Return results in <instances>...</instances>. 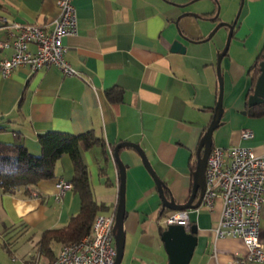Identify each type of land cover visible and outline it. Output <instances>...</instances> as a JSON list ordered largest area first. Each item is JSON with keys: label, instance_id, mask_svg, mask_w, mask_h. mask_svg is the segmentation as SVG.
Wrapping results in <instances>:
<instances>
[{"label": "crops", "instance_id": "0c3cea01", "mask_svg": "<svg viewBox=\"0 0 264 264\" xmlns=\"http://www.w3.org/2000/svg\"><path fill=\"white\" fill-rule=\"evenodd\" d=\"M218 3L226 23L239 16L236 37L221 60L224 113L212 134L213 146L243 145L264 154V116L255 119L245 109L251 88L247 72L264 48V0H73L78 32L65 37V55L79 76H64L55 67L33 72L26 66L8 77L0 74V141L21 143L38 156L42 147L37 138L51 130L79 135L95 130L103 135L110 157L107 178L99 175L100 147L82 153L94 200L107 206L103 214L114 210L119 198L113 148L120 142L140 144L156 177L176 202L185 204L194 182L191 165L218 101L216 56L221 47L207 37L215 24L201 23L202 15H215ZM58 11L53 0H0L1 15L48 29ZM8 38L0 28V41ZM175 42L185 51L172 50ZM12 51L0 49V58ZM112 88L123 91L121 101L107 99L106 90ZM245 129L254 137L242 139L240 131ZM119 154L126 166L121 264H167L155 179L135 150ZM71 161L64 154L56 178L40 180L33 188L8 194L0 190V264L50 263L38 244L42 232L68 225L81 209L72 189L57 198L59 180L72 182ZM220 207L218 201L210 212L188 209L190 226L198 229L194 264H231L247 254L240 238H214ZM261 211L259 236L264 244V204ZM51 245L55 257L62 246Z\"/></svg>", "mask_w": 264, "mask_h": 264}, {"label": "built area", "instance_id": "2783aa9c", "mask_svg": "<svg viewBox=\"0 0 264 264\" xmlns=\"http://www.w3.org/2000/svg\"><path fill=\"white\" fill-rule=\"evenodd\" d=\"M59 11L50 27L41 23L22 22L0 14V28L8 32L9 38L0 41V49L12 48L9 57L0 58V74L10 76L16 68L26 66L33 72L45 68H58L64 76H79V71L66 59L65 37L78 32L76 7L73 0H53ZM31 45L35 50H31ZM242 139L253 138L250 129L240 131ZM205 192L202 203L196 209L213 211L221 202L220 217L213 225L215 239L224 237L240 238L247 250L246 256L231 264H263L264 244L260 241L261 207L264 204V154H257L250 147L233 145L223 148L213 146L207 158ZM73 183L59 180L57 198ZM99 213L91 232L78 241L60 248L52 264H113L116 257L113 226L115 211ZM159 224H179L190 230L188 210H172L165 214Z\"/></svg>", "mask_w": 264, "mask_h": 264}, {"label": "trees", "instance_id": "16d2710c", "mask_svg": "<svg viewBox=\"0 0 264 264\" xmlns=\"http://www.w3.org/2000/svg\"><path fill=\"white\" fill-rule=\"evenodd\" d=\"M216 19H218L216 17ZM264 61V48L256 55L255 65L249 67L248 72L251 76L250 91L248 96L254 92L256 87V80L260 75L259 66L260 62ZM107 99L110 101H121L123 91L120 89L106 90ZM245 109L249 116L257 119L264 116V102L252 106L248 103ZM207 110H212L208 108ZM1 129V128H0ZM38 142L41 144V154L35 156L29 153L27 147L21 143H4L0 141V190L5 194L13 193L16 189L24 187L33 188L38 181L45 179L56 178V165L57 162L63 157L64 154L71 156L72 167L74 174L72 175V191L80 197V211L73 215L68 225L60 228H52L43 231L41 238L38 241L40 250L47 258L50 259L52 264L55 257L53 256L52 243L61 244V246L78 241L81 237L89 234L92 224L94 223L97 214L105 211L107 206L95 202L94 193L92 192L91 180H89V168L84 162L85 159L82 155L84 151L100 147L102 160L98 161L99 175L107 178V163L110 160L107 154L108 144L104 141L103 135L95 130H89L79 134H71L61 131L54 132L53 130L38 136ZM213 147V146H212ZM124 149L134 150L127 147L119 148V151ZM197 163L194 162L192 167L193 171L196 170ZM163 190L166 198H171L172 194L168 187L163 183ZM171 213L169 208L162 207L160 209V219L167 213ZM126 212L124 214V217ZM165 228L161 227V234Z\"/></svg>", "mask_w": 264, "mask_h": 264}, {"label": "water", "instance_id": "95a60500", "mask_svg": "<svg viewBox=\"0 0 264 264\" xmlns=\"http://www.w3.org/2000/svg\"><path fill=\"white\" fill-rule=\"evenodd\" d=\"M239 14L237 15V17ZM237 17L233 19L230 23H218V25L209 33L207 36L208 38H211L213 34L216 33V30H218L222 25L226 24L229 26V32H228V38L226 43L224 44L222 52L217 55V69L216 74L218 76V87H219V93H218V101L216 106L213 108V117L209 122V126L207 127V131L204 132L203 136L201 137V143L197 147V157H196V170L193 171L194 176V182L192 183V194L189 196V198L186 200L185 204L178 203L176 200L171 198H166L163 190V181L156 177L155 170L153 169L152 165H150V162L148 161V156L146 153L143 152L142 146L137 143H130V142H120L113 148V154L115 158V163L119 168V179H120V186H119V198H117V210L115 211V217H116V223H114L113 226V232H114V242L116 245V257L113 264H121L124 258V248H125V229L123 228V222H125V204H124V197H125V191H124V185H125V172H126V166L123 165L121 162L120 154H119V148L121 147H127L130 146V148H133L139 155L141 156V160L143 162V165H145L151 176L155 179L156 182V188L160 194V199L163 207L169 208L170 211L172 210H188V209H197L201 203H202V196L205 192V176H204V170H206L207 166V158L210 155L211 148L214 144L212 134L213 132L219 128L221 125V118L223 117V93H224V87H223V74L221 73L222 68V58L224 55H227L229 52V44L232 40L233 30L236 26ZM172 50L179 51H185L184 47L180 46V43L175 42L172 47ZM259 71L261 72L258 79L256 80V87L254 89V92H252L248 96V105L252 106L259 103L264 102V61L260 62ZM245 113V112H244ZM194 200H197V204L194 203ZM191 229L187 230L182 225L179 224H173L168 225L166 229L163 231V233L160 235L161 240L164 242V249L165 252L168 254V261L167 264H189L191 258H193L194 255V248L198 244V239L196 237V234L198 233V229L196 225H191Z\"/></svg>", "mask_w": 264, "mask_h": 264}, {"label": "rangeland", "instance_id": "374dc122", "mask_svg": "<svg viewBox=\"0 0 264 264\" xmlns=\"http://www.w3.org/2000/svg\"><path fill=\"white\" fill-rule=\"evenodd\" d=\"M215 11H216L215 15H213V16H209V17H205L203 15L201 16V21H202L201 23H204V22L209 23V22H211V23L215 24L211 31H213V29H215V27L218 25V23H220V22L221 23H226V21L221 19L223 17V15H222L223 13H221V11H220V4L219 3H218V5H216V10ZM216 17L219 18V19L215 20ZM228 23H230V22H228ZM229 29H230L229 26L224 24L218 30H216V33L213 34L211 36V38H209L210 39L209 42H211L210 44L221 47L220 48L221 49L220 52H222L224 44L227 41ZM211 31H209V33ZM209 33L207 34V36L209 35ZM232 36L236 37L234 34ZM233 37H232L231 42L234 40ZM231 42L229 44V47L231 45ZM220 52H218L217 55H219ZM194 263H195V259H192L189 264H194Z\"/></svg>", "mask_w": 264, "mask_h": 264}]
</instances>
